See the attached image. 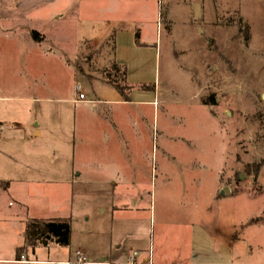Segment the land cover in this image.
<instances>
[{"label": "rangeland", "instance_id": "374dc122", "mask_svg": "<svg viewBox=\"0 0 264 264\" xmlns=\"http://www.w3.org/2000/svg\"><path fill=\"white\" fill-rule=\"evenodd\" d=\"M65 1L57 8L42 6L38 17L18 18L11 0H0V157L7 151L17 166L22 143H54L57 165L52 183L27 190L15 185L0 198L5 210L13 214L25 208L28 221L67 217L76 243L86 242L111 220L109 210L102 209L118 200L112 180L100 170L117 145L100 143H119L118 155L139 165L161 158L180 185L171 158L190 171L188 183L200 174L208 192L221 169V184L232 195L217 209H206L203 218L211 222L216 214V220L233 227V255L204 256L198 262L264 264V0H122L127 4L121 12L108 17L93 11L82 17ZM15 23L37 27L52 40L34 42L28 38L33 29L26 36ZM111 24L128 28L112 30ZM135 26L142 29V46L135 44ZM114 48L128 77L123 65L108 76L131 96L115 105L120 112L111 116L112 104L106 101L77 104L73 99L79 85L88 99L95 96L84 76L109 72L111 65L101 59ZM73 67L82 77L71 75ZM196 161L199 171L189 168ZM72 169L80 175H72ZM144 176L129 187L130 203L150 205L147 193L155 178ZM23 232L21 222H11L1 227L0 241L23 245ZM55 247L52 253L68 255ZM47 253L41 248L38 258Z\"/></svg>", "mask_w": 264, "mask_h": 264}, {"label": "crops", "instance_id": "0c3cea01", "mask_svg": "<svg viewBox=\"0 0 264 264\" xmlns=\"http://www.w3.org/2000/svg\"><path fill=\"white\" fill-rule=\"evenodd\" d=\"M68 2L69 4L73 3L72 6L76 7L82 17H84L83 14L90 11L96 12L101 16H115L121 12L122 7H125L123 5L127 4L126 1L122 0H68ZM61 3H63V0H11V4L16 7L20 14L16 15L18 18L23 16V14L38 17L42 6L57 8ZM121 25L111 24L108 28L112 30L128 28L127 24ZM14 26L15 28L20 27L19 33L24 31L26 36H28L27 30L31 28L42 33L45 41L50 38L49 35L37 27L29 25L19 26L18 23H15ZM13 29L7 30L11 32ZM132 29H134L135 44L138 46L144 45L140 42L141 27L135 26ZM28 38L33 40L31 36ZM114 50L115 48L112 55L107 54L109 57L106 55V57L102 58V62L112 65L116 61L118 64L127 67L123 61L116 59ZM101 60L99 61L101 62ZM79 62L80 58L76 64L78 65ZM77 68H71V75L82 77ZM104 72L101 75L88 74L84 76L87 84L92 89L91 95L95 96L88 99L87 93L82 87L86 100H78L77 97L73 101L77 104L95 100L106 101L108 104H112L108 114L115 116L120 111L114 106L125 104L129 100H126L115 87L108 83ZM94 86L100 87L99 91L101 93ZM109 89L113 91H109ZM107 94L110 95L109 98L105 97ZM33 134L42 136L43 133L35 130ZM100 144L111 148L116 145L119 146V143ZM128 144L131 146L132 143ZM117 146L115 147V152L112 151L114 155L111 161L107 162L108 164L100 162L103 165L100 170L106 172L107 178L112 180L113 194L118 196L117 201H112L105 209H102L103 212L109 210L111 220L97 232L89 235L88 240L83 243H76L71 223V243L69 246H59L52 240L47 246L38 245L35 249L31 247L23 248L28 223L22 213L25 208L12 214L8 212L9 210H5L6 207L0 201V230L2 226L14 221H17V223L21 222L24 228L23 245L6 239H4V242L0 241V264H55L59 262L65 264L68 261L76 264V252L78 250L82 251L87 257L89 261L87 264H201L198 261H201L204 256L217 258L225 253L230 256L233 255V252L231 253L232 248H230L235 244L233 227H227L226 222L223 223V220H216V214H214V219L211 222H207L203 218L206 209H217L226 195H232L230 194L231 191L230 193L222 192L225 185H222L220 181L221 169L215 177L212 189L208 192L202 190L200 174L194 176L190 183L186 181L191 179L188 176L192 175H188L190 171L185 170V165L182 166V163L175 158H168L171 160L168 161L178 167V180L181 179L182 185L172 178V172H169L168 168L163 167L161 158L152 156L151 159H147L148 161L146 160L145 163H140L141 165H139L136 160L121 158L118 155ZM18 153L19 157L16 166L15 162L9 159L11 157L7 151L1 152L0 183L3 184V189L0 190V198L5 196V194L10 195L15 185H18L22 190H27L29 187L38 186L42 181L45 184L52 183L50 182L51 179H56L57 177L56 146L54 143H22V146L18 148ZM51 155L52 158H50ZM121 164H126L127 167L123 168ZM190 165L192 166L189 167ZM190 165L188 167L192 168V170H200V161ZM74 172L72 169V175L76 176L81 173L76 172L75 174ZM145 173H147V176L146 178L144 176V179H150L147 178L150 177L148 176L149 173L155 178L154 183H152L153 179L151 178V188L147 193L148 196L150 195V205L143 206L137 201L130 203L128 197L133 194L129 191V187L132 184L134 185L136 181L137 184L135 185H138L140 180L143 179L141 175ZM157 180H159V187ZM140 187H143V184ZM116 190L117 194H115ZM14 197L20 204L25 202L20 196L14 194ZM11 204L12 202L10 201L9 205ZM52 245L58 246L59 248L55 247L58 250L67 249L68 255L57 256L55 249L52 253ZM41 248L48 249L46 258H38ZM225 248H229V250L224 252L223 249ZM30 252L33 253L32 258L29 256ZM22 256L24 260H22ZM101 260L104 261L100 262Z\"/></svg>", "mask_w": 264, "mask_h": 264}, {"label": "trees", "instance_id": "16d2710c", "mask_svg": "<svg viewBox=\"0 0 264 264\" xmlns=\"http://www.w3.org/2000/svg\"><path fill=\"white\" fill-rule=\"evenodd\" d=\"M31 36L36 42H42L44 37L37 31L32 30ZM139 38V37H136ZM109 72H104L105 78L110 85L115 87L126 100H130V92L125 89L114 79H111L108 74L112 70L117 74L121 71V65L114 61L109 69ZM125 80L127 79V67L123 69ZM114 76V75H113ZM262 164L256 165V173L260 171ZM264 218V212H263ZM49 236V237H48ZM62 247H67L71 243V222L67 219H33L28 221L25 231V247H31L35 249L38 245L47 246L51 241ZM22 248V249H23ZM21 249V250H22Z\"/></svg>", "mask_w": 264, "mask_h": 264}, {"label": "built area", "instance_id": "2783aa9c", "mask_svg": "<svg viewBox=\"0 0 264 264\" xmlns=\"http://www.w3.org/2000/svg\"><path fill=\"white\" fill-rule=\"evenodd\" d=\"M77 90H78V92H79V94H78V100H86V95H85V93L82 91V87L79 85L78 87H77ZM76 257H77V260H76V264H87V263H89V261H88V259H87V257L84 255V253L82 252V251H80V250H78L77 252H76ZM22 260H24V257L22 256ZM25 262H30V261H25ZM55 264H61V262H59V263H55ZM65 264H73V262H70V261H68V262H66Z\"/></svg>", "mask_w": 264, "mask_h": 264}, {"label": "water", "instance_id": "95a60500", "mask_svg": "<svg viewBox=\"0 0 264 264\" xmlns=\"http://www.w3.org/2000/svg\"><path fill=\"white\" fill-rule=\"evenodd\" d=\"M263 97H264V95H263ZM244 177H243V175L242 174H240V179H243ZM222 192L223 193H230V188L229 187H224L223 188V190H222ZM49 237V236H48ZM104 260H101L100 262H103Z\"/></svg>", "mask_w": 264, "mask_h": 264}]
</instances>
